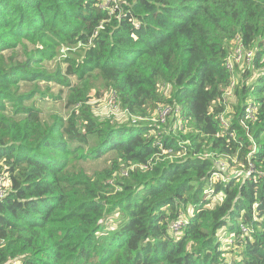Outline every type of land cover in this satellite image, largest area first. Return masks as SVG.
<instances>
[{"label":"trees","instance_id":"obj_1","mask_svg":"<svg viewBox=\"0 0 264 264\" xmlns=\"http://www.w3.org/2000/svg\"><path fill=\"white\" fill-rule=\"evenodd\" d=\"M236 38L261 71L235 86L224 132ZM77 46L63 73L44 66ZM94 78L133 123L94 115ZM40 83L66 87L65 118H43L40 102L62 97ZM163 106L179 110L161 123ZM219 157L252 176L215 179ZM0 173V264H264V0H0Z\"/></svg>","mask_w":264,"mask_h":264},{"label":"rangeland","instance_id":"obj_2","mask_svg":"<svg viewBox=\"0 0 264 264\" xmlns=\"http://www.w3.org/2000/svg\"><path fill=\"white\" fill-rule=\"evenodd\" d=\"M234 43H235V41L232 42V47H233ZM28 48L34 49L33 45H28ZM231 49L233 52L235 47L230 48V50ZM253 51L255 52V50H253ZM80 53H81V51L78 50V46L72 48L71 52H67L66 49L62 48L60 50V53L56 57L52 58L51 60L45 61L44 66L48 70H51V71H54L57 67L60 66L62 69L61 71L63 73L64 68H65V63H64L65 58L67 57L69 59H72L75 57V55L80 54ZM4 54L6 57L9 55L8 52H5ZM19 54H20V52H19ZM19 58H22V57H19ZM248 71L251 72L250 75H245V73H247ZM260 71L261 70H259V69L258 70L253 69V64L249 68H246L245 66H239V65L235 66L234 79L236 82V84H235L236 88L239 85H241L242 83L247 84V85L251 84L257 78V75L260 74L259 73ZM73 82L75 83V80H73ZM39 87L42 91H45L46 93H48L49 95H52L55 98H57V95H59V94L62 97L59 100H52L51 103L40 102V103H44V104H41L40 106L38 105V107L42 109L43 118H48L51 114H58L60 117L65 118L69 112L68 109L64 105L65 100H63L65 98V94L67 93L66 87L61 86L59 84H55V83H45V84L40 83ZM22 89L27 90L28 87L22 86ZM237 101L238 100L234 94V89H233V95L227 99V108H228L229 113H232L234 111L235 107L237 106ZM116 102H117V98L114 96V93L112 91L109 92L102 85V83L99 80L94 78L93 87H92L91 93L89 94V100H88V104L91 106V108L94 112V115L97 118H100L101 121L109 119V121H111L113 123H118V124H125L128 122H131V118L127 115V111L125 109H123L121 106L119 107ZM76 107H78V105L74 106L73 109ZM140 120L143 121V119H140ZM150 120H151V122H157L158 121L155 114L150 116ZM168 120H169V117H168L167 121ZM146 121H148V120H146ZM131 123H133V122H131ZM186 130H187V128L183 129L182 132L185 133ZM111 158H112V156L105 155V156H102L101 158H97L95 160L90 159L89 161H86L83 164V167L88 172L91 173L94 170H100L104 167H107L111 161ZM215 166L217 169H221L223 171V173H225L224 174L225 178H227V177H241L242 179H246L248 177H251L253 174L252 172L248 173L244 169L242 164L235 163L232 165L231 162L227 161V159L224 157L217 158L215 160ZM3 174H5V173H3ZM7 175H6V177H7ZM7 179H8V177H7ZM215 198L218 199V197H215ZM189 211H190V209H189ZM117 219H118V216L114 215L111 218H107L104 221V223H105L106 227H108V228L109 227L115 228L117 226V223H116ZM220 233H222L221 235H219V237L221 239L225 240V237H227V239L225 240V241H227V243L224 244L225 247L228 246V249H225L226 250L225 257L227 259H231V258L237 256L239 251H241V248H237V247L234 248L233 244L232 245L230 244V240L228 239L230 236L229 234H226L225 232H220ZM175 236H179V235H175ZM230 249H233V250H230Z\"/></svg>","mask_w":264,"mask_h":264},{"label":"built area","instance_id":"obj_3","mask_svg":"<svg viewBox=\"0 0 264 264\" xmlns=\"http://www.w3.org/2000/svg\"><path fill=\"white\" fill-rule=\"evenodd\" d=\"M233 47H235L234 51L229 54V56L226 58L224 65L226 66V69L232 74H234L235 66H245L246 68H249L252 66L254 61V55L255 52L252 49H246L242 43V41L239 38H236L235 43L233 44ZM232 47V48H233ZM235 79L234 76L232 77L229 85L225 89V92L223 94V100H221V103L225 106L224 111L220 114L218 120L219 125L222 129H224V132H228V129L230 127V120L225 117V114L228 110L227 108V99L233 95V89L235 87ZM179 108H170L168 106H163L158 110L159 114V121L161 123H164L165 119L170 115V112L174 111L177 112ZM256 106L249 100L246 104V107L244 109L245 113V120H254ZM243 124V122H242ZM245 127V125H244ZM181 128V127H180ZM230 135H233L230 133ZM217 159V158H216ZM215 159V160H216ZM215 160H214V173L213 177L218 180L224 181V174L221 169H217L215 166ZM248 171V173H250ZM9 185V180L7 179L6 175L3 173H0V200L3 199L6 194L5 191H7ZM6 189V190H5ZM192 211L190 209L189 214L191 215ZM188 224V221L186 220V216H181L179 219L173 221L170 223L169 230L172 234L179 235L184 230L185 226ZM241 230L243 233L247 232V228L242 226Z\"/></svg>","mask_w":264,"mask_h":264}]
</instances>
